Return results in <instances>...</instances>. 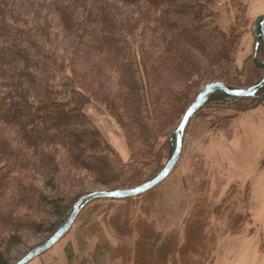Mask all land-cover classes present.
<instances>
[{
  "label": "trees",
  "instance_id": "trees-1",
  "mask_svg": "<svg viewBox=\"0 0 264 264\" xmlns=\"http://www.w3.org/2000/svg\"><path fill=\"white\" fill-rule=\"evenodd\" d=\"M219 1L57 2L53 8L62 43L58 33L48 34L43 6L37 5L29 17L10 0H0V264H11L3 239L20 244V223L38 232L55 231L59 223L27 217L24 211L48 209L63 219L77 198L66 197L63 187L74 178L73 169L94 181L106 180L110 189L148 180L144 169L159 166L164 128L179 124L214 65H227L219 80L250 86L241 84L234 71L245 0H232L230 22L221 18ZM93 100L117 119L131 149L128 162L86 112ZM22 105L34 123L15 117ZM64 159L69 164L65 169ZM37 176L43 177L44 188ZM146 193L151 205L152 189ZM134 211L121 209L110 219L125 243L114 249L106 242L97 244L93 261L85 264H106L112 257L121 264H179L178 255L188 264L192 254L204 249L200 222L189 225L181 244L177 235H162L150 218ZM6 228L10 230L4 232ZM73 255L68 251L70 264Z\"/></svg>",
  "mask_w": 264,
  "mask_h": 264
},
{
  "label": "rangeland",
  "instance_id": "rangeland-1",
  "mask_svg": "<svg viewBox=\"0 0 264 264\" xmlns=\"http://www.w3.org/2000/svg\"><path fill=\"white\" fill-rule=\"evenodd\" d=\"M61 1L65 0H10V4L29 17L33 16L37 5L43 6L45 21L49 26L48 34L56 36L58 33V40L64 43L63 34L56 25L57 9L53 8ZM219 2L221 18L232 21V0ZM244 2L246 13L239 28L242 37L234 63L237 70L234 71L241 84L251 85L262 77L260 64L264 61V51L260 48L255 54L253 26L257 17L264 13V0ZM226 68L225 63L214 65L203 81H221L218 77ZM21 108L20 115L15 117L34 123V119L31 120L25 111L27 108L23 105ZM86 112L103 138L124 162H128L131 149L117 119L103 103L95 100L86 106ZM175 123L164 128L157 150L159 166L144 169L146 175L152 177L154 171L166 163L171 149L166 141L171 144L170 136L178 125ZM57 152L64 157L60 149ZM82 157L79 156L84 163L89 162ZM68 165L64 159L62 168ZM137 167L143 168V165L138 163ZM73 173L74 178L63 183L66 197L78 198L87 192L112 187L106 180L94 181L85 171L73 169ZM36 180L44 188L43 177L37 176ZM145 194L133 197L131 201L98 199L91 202L78 215L71 230L39 256L48 258L47 262L51 260L47 264H70L68 251H72V264L93 261L97 244L106 242L114 249L125 243V239L116 236L110 219L121 209L130 212L133 208L136 216L139 214L150 218L162 235H177L181 244L187 237L189 225L200 222L204 249L192 254L190 264H264V98L259 103L256 99L231 104L211 102L200 109L186 130L177 166L152 189L151 205L147 199L149 195ZM144 206L149 208L147 213L142 211ZM24 213L27 217L49 222L60 223L64 219L57 218L48 209L36 211L25 208ZM9 230L6 228L4 232ZM16 232L21 238L20 244L8 245L3 239L11 264H15L29 249L51 234L24 228L22 223ZM2 234L0 237L4 236ZM177 258L179 264H183L181 255ZM106 264H121V260L112 257Z\"/></svg>",
  "mask_w": 264,
  "mask_h": 264
},
{
  "label": "water",
  "instance_id": "water-1",
  "mask_svg": "<svg viewBox=\"0 0 264 264\" xmlns=\"http://www.w3.org/2000/svg\"><path fill=\"white\" fill-rule=\"evenodd\" d=\"M253 36L255 54L260 48L264 51V13L255 20ZM260 67L262 69V77L258 82L248 87H235L222 81L207 82L186 109L179 124L171 134L169 157L161 170L145 182L134 187L94 190L81 195L72 204L55 231L45 240L29 249L15 264H28L59 242L71 230L80 212L91 202L98 199L125 200L136 197L150 191L163 182L177 166L182 154L188 125L200 109L211 102L231 104L240 100L256 99L257 103H259L264 98V61L260 64Z\"/></svg>",
  "mask_w": 264,
  "mask_h": 264
},
{
  "label": "crops",
  "instance_id": "crops-1",
  "mask_svg": "<svg viewBox=\"0 0 264 264\" xmlns=\"http://www.w3.org/2000/svg\"><path fill=\"white\" fill-rule=\"evenodd\" d=\"M47 259L48 258H45V256H43V255L42 256H38V257L34 258L28 264H47V263L51 262V260L47 262Z\"/></svg>",
  "mask_w": 264,
  "mask_h": 264
},
{
  "label": "bare ground",
  "instance_id": "bare-ground-1",
  "mask_svg": "<svg viewBox=\"0 0 264 264\" xmlns=\"http://www.w3.org/2000/svg\"><path fill=\"white\" fill-rule=\"evenodd\" d=\"M189 126V125H188Z\"/></svg>",
  "mask_w": 264,
  "mask_h": 264
}]
</instances>
